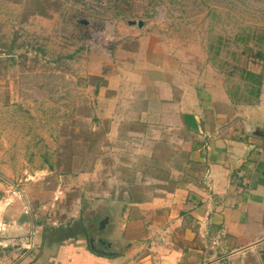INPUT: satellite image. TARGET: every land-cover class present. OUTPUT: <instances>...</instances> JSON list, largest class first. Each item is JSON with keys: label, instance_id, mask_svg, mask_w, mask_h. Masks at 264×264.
<instances>
[{"label": "rangeland", "instance_id": "obj_1", "mask_svg": "<svg viewBox=\"0 0 264 264\" xmlns=\"http://www.w3.org/2000/svg\"><path fill=\"white\" fill-rule=\"evenodd\" d=\"M128 20H140V28ZM262 28L264 0H0V231L24 232L12 241L0 236V255L7 248L17 255L35 235L43 248L50 229L77 223L108 243L93 244L106 255L133 244L142 258L153 245H176L177 230L166 239L157 233L151 244L139 223L113 234L127 221L123 212L146 211L127 204L119 188L127 176L121 169L145 159L105 139L88 73L130 30L155 37L188 66L215 69L207 43L216 35ZM248 67L264 73V62ZM104 215L111 219L99 227Z\"/></svg>", "mask_w": 264, "mask_h": 264}, {"label": "crops", "instance_id": "obj_2", "mask_svg": "<svg viewBox=\"0 0 264 264\" xmlns=\"http://www.w3.org/2000/svg\"><path fill=\"white\" fill-rule=\"evenodd\" d=\"M128 32L86 83L105 139L145 159L121 169L127 176L119 188L127 204L146 211L123 212L127 221L113 234L139 223L151 244L157 233L166 239L177 230L181 239L139 258L130 236L126 252L106 255L90 248L77 223L50 229L43 248L35 235L17 255L2 250L0 264H264V73L258 101L233 104L214 68L188 66L155 37ZM14 230L0 236L12 241L24 233Z\"/></svg>", "mask_w": 264, "mask_h": 264}, {"label": "trees", "instance_id": "obj_3", "mask_svg": "<svg viewBox=\"0 0 264 264\" xmlns=\"http://www.w3.org/2000/svg\"><path fill=\"white\" fill-rule=\"evenodd\" d=\"M209 58L221 74L225 92L233 104L252 105L258 101L262 74L248 63L264 62V28L241 30L233 36L216 35L207 43ZM235 74L236 82L229 79Z\"/></svg>", "mask_w": 264, "mask_h": 264}, {"label": "flooded vegetation", "instance_id": "obj_4", "mask_svg": "<svg viewBox=\"0 0 264 264\" xmlns=\"http://www.w3.org/2000/svg\"><path fill=\"white\" fill-rule=\"evenodd\" d=\"M85 232H86V234H87V243H88V245L90 246L91 249L95 250V249L93 248V244H94V243L100 245L102 248H107V247H108L106 241L101 240V239H98V238H92V237H90V236L88 235L87 230H85ZM102 241H104V242H102ZM98 252H99V251H98ZM100 253H102V252H100Z\"/></svg>", "mask_w": 264, "mask_h": 264}, {"label": "water", "instance_id": "obj_5", "mask_svg": "<svg viewBox=\"0 0 264 264\" xmlns=\"http://www.w3.org/2000/svg\"><path fill=\"white\" fill-rule=\"evenodd\" d=\"M128 24H136L137 26H141V21L140 20H137V21H134V20H128L127 21ZM105 221V219H102L100 222H99V226H102L103 222Z\"/></svg>", "mask_w": 264, "mask_h": 264}]
</instances>
